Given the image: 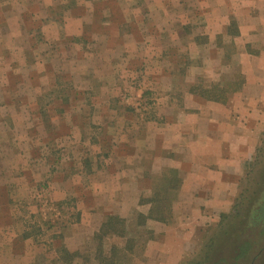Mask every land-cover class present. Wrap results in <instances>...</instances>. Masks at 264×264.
Here are the masks:
<instances>
[{"label": "rangeland", "instance_id": "374dc122", "mask_svg": "<svg viewBox=\"0 0 264 264\" xmlns=\"http://www.w3.org/2000/svg\"><path fill=\"white\" fill-rule=\"evenodd\" d=\"M91 7L103 9L105 20L111 18L110 10L127 12L122 0H0V264H100L99 254L121 258L123 264H192L204 256L220 228V216L190 255L180 259L170 255L176 252L175 244L165 242L164 233H154L158 218L163 216L169 225L174 222L178 212L173 206L178 203L181 182L154 156H137L142 144L132 145V154L122 156L118 155L122 150L114 151L109 143L118 144L116 140L122 141L127 134L130 139L136 137L142 122L154 121L158 66L120 64L109 74L117 58L100 60L94 50L91 60L94 46L88 32L94 33L99 26ZM84 10H89L87 25L83 23L88 32L81 35L64 26ZM86 51L90 56L84 55ZM76 59L81 63L77 76ZM216 67L209 65L215 76L219 74ZM235 68L227 66L223 76ZM103 72L108 74L106 81ZM215 78L217 85L219 76ZM95 84L110 89L99 90L96 96ZM62 104L66 109L58 112ZM32 123L38 126L34 131L27 128ZM94 140L97 150L90 148ZM102 142L108 145L105 149L99 147ZM139 160L143 171L138 177ZM109 167L114 175L126 171L134 178L132 187L138 191L124 194L131 201L129 209L122 214L116 209L111 215L116 219H105L103 224L113 223L111 228L103 224L99 230L83 228L84 235L69 243L75 251L62 247L59 240L50 242L73 231L71 223L80 218L85 190ZM263 171L264 132L246 163L231 208L221 214L250 204L249 196ZM224 249L219 255L227 253ZM254 264H264V249Z\"/></svg>", "mask_w": 264, "mask_h": 264}, {"label": "crops", "instance_id": "0c3cea01", "mask_svg": "<svg viewBox=\"0 0 264 264\" xmlns=\"http://www.w3.org/2000/svg\"><path fill=\"white\" fill-rule=\"evenodd\" d=\"M94 1L99 0H90ZM122 1L127 12L110 10L109 20L102 18L103 9L91 7L95 23H99L94 33L83 26L89 10L72 15L73 24L70 19L63 24L75 33L90 34L94 48L92 56L86 51V57L93 60L95 50L100 60H119L111 65L109 74L120 64L158 66L154 121L142 122L136 137L130 139L127 134L122 141L116 140L118 144H109L114 151L122 150L118 154L122 156L132 154V145L142 144L137 156H154L177 175L181 187L173 208L178 215L175 213L171 225L156 220L154 233H164V241L177 246L170 255L180 259L190 255L208 226L218 223L220 214L231 208L246 163L264 132V0ZM124 51L128 53L124 55ZM79 61H74L75 76L80 71ZM212 64L219 69L216 76L215 71L210 72ZM46 65L50 69V64ZM181 66H186L184 71ZM227 66L237 68L223 76ZM104 75L106 81L108 74ZM92 89L97 96L99 90L109 91L110 87L95 84ZM64 107L62 104L58 112ZM27 128L34 131L38 126L32 123ZM90 146L97 150L98 142L94 140ZM107 146L99 143L103 149ZM142 163L139 160L138 177ZM111 172V167L104 169L99 180L94 179L85 190L80 218L71 223L73 231L63 232L50 242L59 240L62 247L75 251L69 243L84 235L83 228L99 230L116 209L121 214L129 209L131 201L124 194L138 191L132 187L134 178L126 171ZM95 217L101 220L97 222ZM60 251L62 248L56 251L57 257Z\"/></svg>", "mask_w": 264, "mask_h": 264}, {"label": "trees", "instance_id": "16d2710c", "mask_svg": "<svg viewBox=\"0 0 264 264\" xmlns=\"http://www.w3.org/2000/svg\"><path fill=\"white\" fill-rule=\"evenodd\" d=\"M249 196L245 209H235L231 214L220 215V228L210 238L204 256L192 264H254L264 249V171L260 173L257 188ZM109 219H116L111 216ZM165 221L166 219L158 218ZM113 223H105L110 227ZM102 227V228H103ZM226 247L227 253L221 248ZM67 254L75 256L76 253ZM112 256V255H111ZM116 256V253H113ZM121 258L99 254L100 264H123Z\"/></svg>", "mask_w": 264, "mask_h": 264}]
</instances>
